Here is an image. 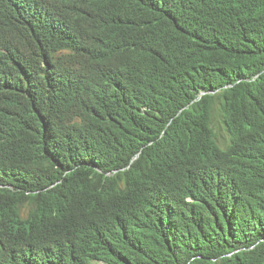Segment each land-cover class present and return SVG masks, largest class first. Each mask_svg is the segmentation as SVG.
Instances as JSON below:
<instances>
[{
  "label": "trees",
  "instance_id": "obj_1",
  "mask_svg": "<svg viewBox=\"0 0 264 264\" xmlns=\"http://www.w3.org/2000/svg\"><path fill=\"white\" fill-rule=\"evenodd\" d=\"M177 1L183 13L155 34L128 31L142 34L129 83L146 113L113 100L100 131L85 101L72 115L56 105L50 92L70 83L56 40L11 5L33 64L0 38V119L19 130L0 127V264H264V0ZM114 3L74 0L69 30L100 29ZM208 157L227 163L230 190L215 204L188 202ZM197 182L202 193L213 185ZM103 225L125 231V258L67 244Z\"/></svg>",
  "mask_w": 264,
  "mask_h": 264
},
{
  "label": "clouds",
  "instance_id": "obj_2",
  "mask_svg": "<svg viewBox=\"0 0 264 264\" xmlns=\"http://www.w3.org/2000/svg\"><path fill=\"white\" fill-rule=\"evenodd\" d=\"M73 1L0 0V38H5L17 59L33 64L31 48L11 5L18 6L27 20L43 26L56 40L58 48L55 57L63 63L61 77L70 82L60 91L50 92V95L56 100L57 106L67 110V115H72L82 101L88 103L82 115L98 131V122L103 119L100 111L113 100L128 101L138 111L146 113L147 107L142 105L141 96L131 89L129 83V74L141 64L142 52L137 41L142 34L131 37L128 31L133 26H140L155 34L162 28L161 20H176L183 13L179 1L114 0V5L103 13L100 29L87 27L70 31L68 24L77 14ZM83 89L87 90L88 96L82 93ZM6 125L10 130L19 131L14 122L0 119V127ZM3 130L7 128L4 127ZM81 136L82 134L79 135ZM247 137L250 141H246ZM247 137L241 138L247 145L240 149L242 153L247 152L253 144L251 132ZM217 143L221 151L227 152L232 139L223 135L217 138ZM198 178L212 182L207 193L200 191L202 186L197 182ZM222 178L225 180L219 181ZM185 189L186 201L194 199L195 202L215 204L230 190L227 163L213 157L206 158L195 166L193 177ZM125 235V231L118 225L96 226L74 232L67 239V244L85 249L94 257L101 250L109 249L123 259ZM31 249L29 247L30 252ZM68 263L75 264L71 259ZM97 264L104 263L97 261Z\"/></svg>",
  "mask_w": 264,
  "mask_h": 264
},
{
  "label": "bare ground",
  "instance_id": "obj_3",
  "mask_svg": "<svg viewBox=\"0 0 264 264\" xmlns=\"http://www.w3.org/2000/svg\"><path fill=\"white\" fill-rule=\"evenodd\" d=\"M194 199H190L189 202H192Z\"/></svg>",
  "mask_w": 264,
  "mask_h": 264
}]
</instances>
